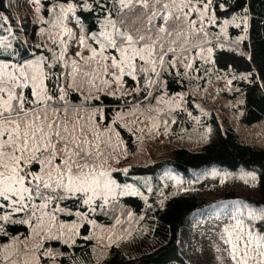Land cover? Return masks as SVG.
Segmentation results:
<instances>
[{
    "label": "rangeland",
    "instance_id": "obj_1",
    "mask_svg": "<svg viewBox=\"0 0 264 264\" xmlns=\"http://www.w3.org/2000/svg\"><path fill=\"white\" fill-rule=\"evenodd\" d=\"M42 1L9 2L13 10L15 7V18L19 26L23 28L33 23L38 24V36L43 46L51 51L52 62L63 53V60L58 62L61 71L59 90L63 89L65 99L60 101V104L69 106V124L80 119L81 123L93 127L101 134L98 141L101 156L97 164L99 170L108 173L107 180L110 184L109 190L102 194L81 193L86 208L71 210L75 215L73 219L61 216L70 213V210L59 203L49 205L44 210L55 215V222L49 215H45L41 223L37 219V216L41 215L39 212L35 216L31 212L18 215L17 220L27 225L28 232L25 235H10L5 240L0 237V259L10 256L7 264H61L57 258L60 252L53 250L50 245H44L45 241L57 238L72 244L77 236H83L91 241L92 257L91 261L84 264H104L111 244L130 243L133 236L145 231L146 225L144 220H135L131 211L118 215L112 224L101 222L94 215L97 211L96 200L108 203L126 195H136L148 203L151 195H158L159 199L164 200L171 195L193 191L211 204L197 211L186 222L180 241L183 255L191 264H234L229 255L230 245L222 239L227 238L225 228L234 233V239L235 234L239 232L235 227L239 220L245 234L251 232L253 235L263 236L249 226L246 219L254 214L241 199L223 198L228 190H233L241 196H254L255 183L250 172L228 170L213 165L196 172L193 177H184L180 172L162 167L156 173L157 179H154L152 173L129 174L127 170L132 165H150L167 159L177 147L200 149L210 138L214 127L213 119L222 129L226 126L232 127L242 142L264 146V118L251 123L243 122L240 119L243 94L233 87L234 75L217 72L212 66L215 48L234 46L246 38L249 13L241 11L229 17L218 18L210 5L208 16L214 22L204 20V32L198 34L199 38H192V44L195 46H190L187 53L172 56L170 59L174 69L178 71V68H181V74L187 78L186 88L167 94L161 78L165 66L161 68L159 64V76L151 72L140 74L132 83H127L125 77L120 83L112 78V73L117 70L110 67V59L105 62L109 65L107 74L101 71L99 75H91L96 69L95 63L91 67L85 66L84 61L75 54L80 52L83 57L89 56V46L99 50V45L90 39L94 33L88 34L76 21L72 10L68 11L69 6L73 8L71 4H55L50 7L48 14L44 15ZM105 23L106 20L102 23L100 32L105 30ZM200 26L197 24V27ZM232 26L239 27L240 31L231 34ZM69 31L71 35L68 34ZM81 38L85 41L84 45L80 43ZM206 39H211L212 42L208 43ZM108 54L115 53L109 50ZM42 56L29 58L19 64L34 61ZM73 60L81 65V73L88 72L90 75H77L74 79L71 64ZM65 61L68 62L67 66ZM188 63L192 64L191 68L187 67ZM149 79L155 82L151 86L148 85ZM145 85L151 96L120 107L111 115L109 121L105 120L102 106L89 103L93 97L104 92L122 96L139 92ZM72 91L82 95L79 102L72 103L69 99L68 94ZM189 101L196 109V114L192 113ZM123 130L126 135H123ZM89 139H93L91 133ZM113 171L123 172L124 176L130 178L119 179L112 174ZM89 197L92 199L86 204L84 201ZM57 206L62 211H56ZM10 211L8 209L3 216L9 215ZM85 222L89 224V230L86 234H81V227ZM6 245L11 247L5 248Z\"/></svg>",
    "mask_w": 264,
    "mask_h": 264
},
{
    "label": "snow or ice",
    "instance_id": "obj_2",
    "mask_svg": "<svg viewBox=\"0 0 264 264\" xmlns=\"http://www.w3.org/2000/svg\"><path fill=\"white\" fill-rule=\"evenodd\" d=\"M96 3L109 13L105 30L90 37L99 50L89 46V56L83 57L80 52L75 55L85 66L95 63L96 69L91 74L94 76L101 71L108 73L109 65L105 62L110 59V67L118 72L112 73L117 83L125 76L132 81L149 72L159 76L158 64L163 68L171 63L165 60L169 53L172 56L187 53L190 46H195L192 38H199L198 34L204 32V20L214 22L208 16L213 0H96ZM71 10L69 6L68 11ZM113 14L115 19L111 18ZM68 34L71 35L70 31ZM80 43L85 44L83 38ZM109 50L115 54L109 55ZM59 60H63V53L52 63L43 56L25 64L0 63V209L11 210L2 217L5 220L12 213L31 212L35 216L39 212L37 219L41 223L45 215L55 222V215L44 211L49 205H58L59 201L81 193L98 195L109 190L108 173L99 170L97 164L101 134L80 119L69 124V106L60 104L65 99L63 89L58 95L56 87L45 83L58 80L53 69ZM71 64L74 79L77 75H90L81 73L76 60ZM153 83L149 79L148 85ZM91 199L84 202L90 203ZM55 210L62 211L58 206ZM235 227L239 232L234 239L228 228L224 230L227 238L222 237L230 245L229 255L234 264H264V236L245 234L239 220ZM8 247L11 245L5 246ZM9 259L10 256H3L0 264H7Z\"/></svg>",
    "mask_w": 264,
    "mask_h": 264
},
{
    "label": "trees",
    "instance_id": "obj_3",
    "mask_svg": "<svg viewBox=\"0 0 264 264\" xmlns=\"http://www.w3.org/2000/svg\"><path fill=\"white\" fill-rule=\"evenodd\" d=\"M10 0H0V61L22 62L29 58L43 55L52 63L51 51L45 48L38 36V24L21 27L15 18V7ZM43 14L47 15L50 7L55 4H71L72 14L87 33H99L102 23L109 13L101 9L96 0H43ZM223 5V7H220ZM212 6L218 18L229 17L241 11L249 13L247 36L234 46L224 45L215 48L212 66L217 72L234 75L233 87L242 91V113L240 119L251 123L264 118V0H213ZM115 19V15L111 17ZM215 28V27H214ZM240 31L239 27H230V33ZM212 34L214 32H211ZM205 40V39H204ZM203 40V41H204ZM208 43H211V39ZM169 53L166 61H170ZM47 70V69H46ZM58 80L45 81L49 87H56L59 95L60 67L53 69ZM174 69L171 63L165 65L161 72L163 88L167 94H173L186 88L187 78ZM126 82H134L125 76ZM145 85L139 92H132L122 96L106 92L91 99L92 104L104 108L105 120L109 121L115 110L132 104L148 96ZM72 103L82 99L80 92L72 91L68 94ZM192 113L196 109L189 101ZM214 127L210 138L200 149L193 150L177 147L173 155L167 159L156 161L150 165H132L127 172L130 174L152 173L157 179V172L162 167L180 172L184 177H193L196 172L209 166H219L228 170H242L250 175L255 183L254 196H241L233 190L224 193L223 198H238L243 201L254 215L246 219L249 226L264 236V146H255L242 142L235 130L226 126L221 128L213 119ZM190 122H188L189 124ZM126 135L125 130L122 131ZM119 179L130 178L123 172L113 171ZM158 195H151L148 203L136 195H126L108 203L96 200L97 211L94 215L105 223L112 224L118 215L128 211L139 221H145V231L132 237L128 244L113 243L108 249L104 264H191L181 251L180 241L182 230L186 222L197 212L205 209L211 203L193 191L171 195L164 200ZM83 195L78 194L70 199L59 201L67 207L70 213L61 214L66 219L75 217L71 210H83ZM8 208L0 209V237L5 240L10 235L28 232L26 224L18 221V215L23 212L12 213L9 219H2ZM76 211V210H75ZM89 224L85 222L81 227V234H86ZM91 241L83 236H77L75 242L67 244L57 238L45 241L57 255L61 264H84L91 261Z\"/></svg>",
    "mask_w": 264,
    "mask_h": 264
}]
</instances>
